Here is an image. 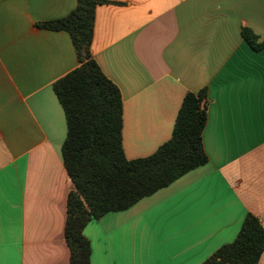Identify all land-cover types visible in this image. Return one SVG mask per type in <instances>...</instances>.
I'll list each match as a JSON object with an SVG mask.
<instances>
[{"label": "crops", "instance_id": "0c3cea01", "mask_svg": "<svg viewBox=\"0 0 264 264\" xmlns=\"http://www.w3.org/2000/svg\"><path fill=\"white\" fill-rule=\"evenodd\" d=\"M92 58L122 99V149L147 157L170 137L186 93L206 92L207 162L126 210L92 220L90 264H201L247 214L264 226V0H106ZM76 0H0V264H67L53 83L79 66L70 36L35 27ZM257 264H264V250Z\"/></svg>", "mask_w": 264, "mask_h": 264}, {"label": "trees", "instance_id": "16d2710c", "mask_svg": "<svg viewBox=\"0 0 264 264\" xmlns=\"http://www.w3.org/2000/svg\"><path fill=\"white\" fill-rule=\"evenodd\" d=\"M103 4L114 3L76 0L65 17L35 24L40 29L66 32L79 62L52 85L66 122L60 154L71 184L64 224L67 264H90L91 246L83 234L89 222L128 209L207 162L202 147L205 89L185 94L171 137L153 154L125 158L121 95L90 51L95 9ZM241 35L250 48L264 52V38L248 28H242ZM263 250L264 229L256 217L247 214L234 240L220 246L201 264H257Z\"/></svg>", "mask_w": 264, "mask_h": 264}, {"label": "built area", "instance_id": "2783aa9c", "mask_svg": "<svg viewBox=\"0 0 264 264\" xmlns=\"http://www.w3.org/2000/svg\"><path fill=\"white\" fill-rule=\"evenodd\" d=\"M263 227V229H264V226H262Z\"/></svg>", "mask_w": 264, "mask_h": 264}]
</instances>
